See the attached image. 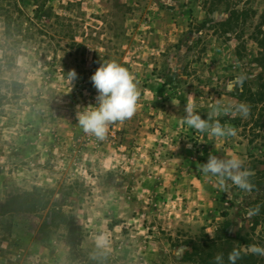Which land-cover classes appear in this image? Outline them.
I'll use <instances>...</instances> for the list:
<instances>
[{"label": "rangeland", "instance_id": "obj_1", "mask_svg": "<svg viewBox=\"0 0 264 264\" xmlns=\"http://www.w3.org/2000/svg\"><path fill=\"white\" fill-rule=\"evenodd\" d=\"M262 16L264 0H0V264H89L96 254L110 264H215L212 242L228 264L234 248L254 255L244 243L264 247ZM107 61L135 77L131 119H183L192 103L207 120L218 100L232 111L213 119L237 134L216 139L178 122L192 152L184 181L172 180L170 156L130 154L133 141L112 124L104 141L86 134L78 113L96 105L91 76ZM240 103L246 117L233 114ZM209 155L242 160L254 189L228 181L222 190L201 171ZM70 217L89 232L77 262L61 225ZM102 233L107 248L96 245Z\"/></svg>", "mask_w": 264, "mask_h": 264}, {"label": "clouds", "instance_id": "obj_2", "mask_svg": "<svg viewBox=\"0 0 264 264\" xmlns=\"http://www.w3.org/2000/svg\"><path fill=\"white\" fill-rule=\"evenodd\" d=\"M68 75L72 81L77 78L75 70H71ZM91 82L98 93L97 103L78 113V121L86 134L93 135L99 141H104L108 137L109 125L129 120L136 114L141 94L134 75L116 61L102 62L91 76ZM209 108L210 112L206 120L195 111L194 104L188 103L181 122L197 132H207L216 139L234 137L237 134L234 127L222 124L219 119H213L218 115L231 112L232 109L222 106L218 100L210 104ZM249 111L246 104L240 103L235 106L233 114L246 117ZM201 171L205 175L217 177L219 187L225 191L228 181L243 191H252L255 187L250 181L253 173L250 169H246L243 161L235 156L223 158L209 155L207 163L201 164ZM257 211L258 209L250 212L249 215H255ZM96 245L99 248H107L108 236L103 233L97 236ZM248 251L254 255L264 256V247L256 244L249 245ZM214 259L215 264H224L222 253ZM239 259H241V252L234 248L228 254V264H237Z\"/></svg>", "mask_w": 264, "mask_h": 264}, {"label": "crops", "instance_id": "obj_3", "mask_svg": "<svg viewBox=\"0 0 264 264\" xmlns=\"http://www.w3.org/2000/svg\"><path fill=\"white\" fill-rule=\"evenodd\" d=\"M139 116L142 119H129L124 122L112 124L114 130H118V132L123 130V137L128 139V143L129 140L133 141L131 145H127L129 153L137 154L139 150L146 152L147 149H149L155 154L158 153L160 156H170V164L173 166V169H171L172 180L175 179V181H178L180 179L184 181L183 174L179 168H182V166H189L186 163L184 154L191 155L192 152L186 149L187 147L184 146V144H181L184 138L181 139L177 135L179 129L178 122H181L182 119H146V115L143 111ZM151 128H155V132L151 130ZM125 148L126 145L124 143L121 146H117L118 151ZM191 166L192 171L195 172V164ZM190 190L194 189L190 188ZM188 195L189 197H193L195 194L189 192Z\"/></svg>", "mask_w": 264, "mask_h": 264}, {"label": "trees", "instance_id": "obj_4", "mask_svg": "<svg viewBox=\"0 0 264 264\" xmlns=\"http://www.w3.org/2000/svg\"><path fill=\"white\" fill-rule=\"evenodd\" d=\"M263 18V23L261 25V29L259 31V36H262L263 40L260 43V47L261 49H263L264 51V16H262ZM41 58H44V55H41ZM254 64H258L262 69H264V56L261 59H255L254 60ZM264 89V88H263ZM258 104H264V96L261 97V95H259V99H257ZM262 114V123L259 126L260 128H264V108H262L261 110ZM208 157L206 156L205 158L202 159L201 164L203 163H207L208 161ZM258 176H260V178L264 179V171L259 172ZM37 191L39 189H36ZM61 225L65 228L66 231V242H67V246L69 249V258L72 262H77L80 257H81V253H82V244L84 242L85 239H87L89 237V232L86 231L80 224L77 223L75 217H70L68 219H65L63 221H61ZM226 241L230 242L232 240L227 239ZM229 246L232 245L230 243H227ZM245 248H248L249 244L248 243H244L243 245ZM196 253L199 254L201 253L200 248H196L195 249ZM224 251V247L221 246L219 247L216 244H213L212 242V259H213V255L214 253L216 254V252H222ZM241 257L245 258L246 260H251L254 258V255H245L243 253H241ZM89 264H110L109 260H106L104 257H101L100 254H96V256L91 257L89 259Z\"/></svg>", "mask_w": 264, "mask_h": 264}, {"label": "built area", "instance_id": "obj_5", "mask_svg": "<svg viewBox=\"0 0 264 264\" xmlns=\"http://www.w3.org/2000/svg\"><path fill=\"white\" fill-rule=\"evenodd\" d=\"M111 138H115V135H114V134H112V135H111Z\"/></svg>", "mask_w": 264, "mask_h": 264}]
</instances>
